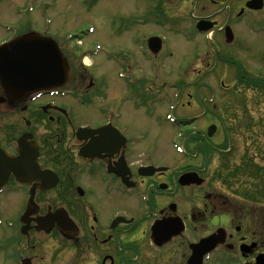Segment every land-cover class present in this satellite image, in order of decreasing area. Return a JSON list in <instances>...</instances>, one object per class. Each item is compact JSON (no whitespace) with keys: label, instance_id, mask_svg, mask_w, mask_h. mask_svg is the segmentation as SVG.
I'll return each instance as SVG.
<instances>
[{"label":"flooded vegetation","instance_id":"flooded-vegetation-1","mask_svg":"<svg viewBox=\"0 0 264 264\" xmlns=\"http://www.w3.org/2000/svg\"><path fill=\"white\" fill-rule=\"evenodd\" d=\"M135 1L138 2L136 14H139L136 15V27L143 29L153 26L158 29L149 35L138 34L136 37V45L146 61L167 63L174 59L175 47L169 45V38L161 43L157 53L149 49L148 41L153 36L182 28L186 17H189V27L181 29V39L187 41V32L194 34L193 41L197 35L200 36V49L192 48L191 52L193 55L201 52L199 59L202 58L207 64L224 62L221 41L229 46L228 49L234 46L246 49L240 27L252 35L264 34V0ZM252 1H255V7L251 8L248 3ZM199 23L204 32L197 30ZM228 26L233 30V43H228L225 34ZM243 36H247L246 32ZM252 47L249 45V48ZM179 50L185 54L184 47ZM203 50L205 54H202ZM252 54L257 53L254 51ZM262 55L261 62H264ZM195 57L188 56L182 60L189 59L185 63H192ZM229 57L226 64L236 65L235 81L238 85L248 86V89L258 87L255 88L257 93L264 91L261 72L257 74L245 68L244 71L239 64L244 65L249 61H242V64L237 56L234 62L236 56L231 52ZM85 73V68L79 62L71 64L69 88L64 90L67 94L60 95L61 90L52 97L49 93H43L34 101L28 100L18 105L0 83V122L9 118L4 143L0 147L11 155L15 154L11 126H14L12 121L16 114L27 110L28 114H40L44 118L38 121L47 124L50 130L42 134L32 133L39 149L38 162L42 170L52 171L57 179L54 187L35 190L38 209L23 221L22 215L34 183L23 186L12 172L9 173L0 197L14 195L22 203L14 218L0 217V238L4 239L2 246L9 252L8 258L16 264H187L184 260L187 252H192L193 243L224 228L227 233L225 244L216 248L205 263L211 264L215 257L220 264H257L258 256L264 255V240L257 237L258 234L249 226L252 220L249 212L252 215L254 211L245 207L244 216L240 217V211L235 210V195L206 189L209 187L206 185V164L208 157L212 156L207 148L202 147L200 151L202 159L199 166L190 162L184 166L176 165L173 156L169 162H160L158 145L146 142L148 139L143 134L130 135L129 128L121 123L123 115L119 110L100 107L96 122H74L72 108L63 105L59 99L69 97L77 103L91 105L95 98L101 97L100 85ZM227 91L230 89L223 90ZM126 99L124 97L123 101ZM132 100L142 106L143 96L137 94ZM50 102L54 105L48 106ZM198 102L197 105H202L200 100ZM31 123V120H26L28 126ZM87 125L90 129L79 133V128ZM207 125L197 131L203 137ZM191 132L187 134L189 140L192 138ZM188 155L190 152H187ZM148 166L158 170L145 176L144 173L149 172L145 170ZM185 172H196L203 178L199 186L204 190L194 194L197 201L194 205L186 201L192 198L190 189L193 185L178 183ZM232 175L235 182V165ZM58 209L67 212V219L63 216L43 218ZM224 219L226 225L219 224ZM66 220L70 225L67 226ZM157 221H163L160 228L162 237H165V231H174L182 223L185 228L166 243L160 244L152 239V226ZM199 232L203 233L202 237L198 235ZM187 234L198 235L199 238L190 239ZM174 245L180 246L177 250L183 260H173L175 252H171L170 247ZM222 248L226 249L223 255L218 252Z\"/></svg>","mask_w":264,"mask_h":264},{"label":"rangeland","instance_id":"rangeland-1","mask_svg":"<svg viewBox=\"0 0 264 264\" xmlns=\"http://www.w3.org/2000/svg\"><path fill=\"white\" fill-rule=\"evenodd\" d=\"M30 6L35 8L32 13L29 11ZM137 6L138 2L135 0H0V41L7 36L3 30L4 26L25 27L23 31H28L26 27L40 30L47 26L45 18L48 16L53 19L51 24H48V30L59 33L55 40L61 44L73 65L78 63V59L69 55L72 50L68 43L78 53L83 54L93 50L95 45L101 42L103 51L93 56L92 61L84 58H81V61L83 65L91 64L92 67L88 69L89 76L100 85L103 96L95 98L91 105L77 103L69 97L59 99L63 105L72 108L75 113L74 122H96L100 107L105 110H119L123 115L121 123L129 128L130 135L144 134L148 139L146 142L151 141L158 145L160 162H169L173 156L176 165L184 166L190 162L199 166L202 159L200 151L202 147L207 148L212 156L208 157L206 164V185L209 186L206 189L216 190L224 195H235V210L240 211V217L244 216L243 208H252L254 213L251 215L249 212L252 218L249 226L258 234L257 237L264 240V91L258 94L255 91L258 87L248 89V86L245 88L238 85L235 81L236 65L226 64L231 52L236 56L234 62L235 59L237 61V56L238 62L249 61L244 65L239 64L243 70L245 68L257 74L261 72L264 76V62H261L264 34L252 35L244 27H240L239 32L246 49H238L235 46L228 49L229 46L221 41L224 62L221 60L216 64H207L202 58L199 59L201 52L198 51L197 55L191 52L192 48L200 49V36L197 35L195 41L181 39V29L189 27V17H186L185 22L181 24L182 28L165 32L170 39L169 45L175 47L174 59L163 64H153L142 59L136 45V37L138 34L149 35L158 29L153 26L143 29L136 27L134 17L139 15L136 14ZM90 26L94 27V33L91 35L87 33ZM244 31L246 37L243 36ZM249 45H253L252 49ZM238 46L240 47L239 44ZM183 47L186 49L185 54L179 50ZM254 51L257 54H252ZM205 52L203 50L202 54ZM188 56H196L192 64L185 63L189 59L182 60ZM130 66L133 68L132 78L135 85H129L118 77L119 71H125ZM86 75L88 76V73ZM222 82L233 90L223 92ZM205 83L211 84L213 91L206 87ZM138 93L145 95L143 106H138L132 100ZM124 97L127 98L126 101H123ZM198 100L202 105H197ZM171 109L184 124L197 122L199 124L196 126L200 128L205 124L220 121V132L213 137L214 142L211 140L213 138L209 139L205 133L203 137L200 132L193 131L190 140L185 135L186 138L177 141V134L181 129L172 127L170 122L165 121L166 114ZM196 114H203L205 117L202 115V118L197 120ZM41 118L44 117L40 114H28V110L16 114L12 121L14 126H11L14 139L17 140L25 132L42 134L50 130L47 124L38 121ZM8 119L0 122V145L4 143ZM26 120L32 121L31 126L26 124ZM189 130L184 132L188 133ZM176 141L184 146V155L172 147ZM187 151L190 155L185 156ZM234 165L235 182L232 175ZM190 190L192 198L186 201H191L194 205L197 202L194 194L204 189L194 184ZM21 203L14 195L1 196L0 217L14 218L18 215ZM103 209L106 211L105 207ZM219 224L226 225V220ZM202 225L205 227L204 222ZM231 231L234 232L232 229ZM187 235L193 239L199 238L198 235L202 237L203 233L199 232L196 236ZM3 240L0 238V264H16L8 258L9 252L2 246ZM228 242L233 244L230 240ZM179 247H170L171 252H175V261L183 260L177 250ZM218 252L223 255L226 249L222 248ZM190 253L189 250L185 263ZM172 255L173 253L170 254ZM211 264L220 262L214 257Z\"/></svg>","mask_w":264,"mask_h":264},{"label":"water","instance_id":"water-1","mask_svg":"<svg viewBox=\"0 0 264 264\" xmlns=\"http://www.w3.org/2000/svg\"><path fill=\"white\" fill-rule=\"evenodd\" d=\"M68 75L69 68L66 58L57 43L49 37L30 34L0 46V82L7 94L17 100L16 105L28 102L32 94L37 91L63 86ZM214 129L215 127L211 128L210 134ZM22 145L24 148L20 150V155L14 159L0 155V170L4 169V174L10 167L26 177L38 170V166L35 164L37 152L33 149V144L23 143ZM40 177L33 176L35 179ZM191 182L190 180L189 183ZM197 183H201V180H198ZM37 186L47 187L42 184H37ZM31 208L33 209L30 211ZM35 209L34 206L29 205L27 215L34 214ZM218 237L220 242H218ZM225 240L226 237L221 238L214 234L204 239L202 245L214 247L217 243L222 245ZM193 253L195 254V252ZM205 253L197 254L199 261L201 255Z\"/></svg>","mask_w":264,"mask_h":264}]
</instances>
